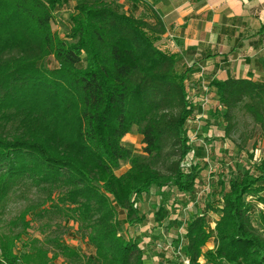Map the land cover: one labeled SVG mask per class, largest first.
Returning <instances> with one entry per match:
<instances>
[{
  "label": "trees",
  "instance_id": "16d2710c",
  "mask_svg": "<svg viewBox=\"0 0 264 264\" xmlns=\"http://www.w3.org/2000/svg\"><path fill=\"white\" fill-rule=\"evenodd\" d=\"M165 32L146 0H0V264H264V157L209 167L240 113L264 128V78L193 86ZM206 94L209 146L190 137Z\"/></svg>",
  "mask_w": 264,
  "mask_h": 264
},
{
  "label": "crops",
  "instance_id": "0c3cea01",
  "mask_svg": "<svg viewBox=\"0 0 264 264\" xmlns=\"http://www.w3.org/2000/svg\"><path fill=\"white\" fill-rule=\"evenodd\" d=\"M146 1L164 21L163 39L181 59L180 68H191L193 86L264 78V0Z\"/></svg>",
  "mask_w": 264,
  "mask_h": 264
},
{
  "label": "rangeland",
  "instance_id": "374dc122",
  "mask_svg": "<svg viewBox=\"0 0 264 264\" xmlns=\"http://www.w3.org/2000/svg\"><path fill=\"white\" fill-rule=\"evenodd\" d=\"M76 1L77 0H71V6H73ZM69 10H65L62 13H60V15L57 18V21L55 22L53 26L54 30L62 33L64 30L67 29V26L65 23L68 18ZM238 121H239L238 130L235 133V135H233L232 139L225 140L224 142H219V141L215 142V147L217 148L218 155H215L214 160L209 161V164H210L209 167L213 166L214 170H218L217 171L218 173H219V170H221L220 168L222 167L221 166L223 162L222 154L225 150H226L225 151L226 153L233 152L235 154V157H234L235 160L239 162V160L241 159L243 161V164H245V166L247 167L250 166L251 162L252 163L260 162L262 158L264 157V128L256 125L248 116L242 113H240ZM192 127H194V125ZM199 133H201L202 136H198L199 138L197 139L196 142L209 146L211 144H208V142H206V138L210 137L214 139L215 134L217 136H220L222 134V131L219 128L204 129L203 125H201V130ZM193 134L194 132L193 130H191L190 136H192ZM123 140H124V143L128 147H131L137 153H142V136L138 133L136 128H134L129 134H127ZM238 144L243 146V152L239 151V149L236 148ZM213 149L215 148L213 147ZM129 168H130L129 163L127 161H123L121 163L120 168L117 170V174L121 175L125 173ZM207 172L208 170L206 169L204 170L203 174H206ZM158 191H164V189L154 188L151 190L149 194L140 195L136 199V206H138L139 204V206L143 209V211L147 212L149 215V218L146 222V224L148 225L142 224L141 226H137L131 229L130 235L133 236V238L137 240L141 244V246H146L145 245L146 242L144 241L145 235L146 233H148L147 230H148L149 224L152 225L155 221L154 214H153L155 209L153 210L151 209V207L152 206L155 207V205H153L155 201L159 202V199H160L159 195L153 196V194H156ZM162 196H165V194H163ZM168 196H172V197L175 196L177 198L178 195L177 196L176 194L173 195V192H170ZM249 199H251V197ZM154 204H157V202H155ZM260 207L264 210L263 204H260ZM12 208L13 209L11 212V216L17 214L21 210L22 205L15 203L13 204ZM8 216H10V214ZM139 233H141V235ZM161 238L162 240H164L165 236L162 234ZM72 243L76 245L77 241H73ZM211 246L212 245L208 244L207 248H211ZM155 256L158 257L157 254L154 255V257ZM154 263L158 264L159 261H155ZM201 263L204 264L205 261L201 260Z\"/></svg>",
  "mask_w": 264,
  "mask_h": 264
},
{
  "label": "built area",
  "instance_id": "2783aa9c",
  "mask_svg": "<svg viewBox=\"0 0 264 264\" xmlns=\"http://www.w3.org/2000/svg\"><path fill=\"white\" fill-rule=\"evenodd\" d=\"M204 89H205V91H208V87L204 86ZM200 103L202 106V112L197 115V117L193 123L194 127L192 130H193L194 134L192 136H190L192 142H194L198 139V134L201 130L202 119L207 118V109H208V105H209V98H208L207 94L200 98ZM193 156H194V152L191 154V158H193ZM188 210H189V208H186L184 211L187 212ZM165 248L167 251H169L170 249L172 250L173 247L170 243H168L165 246ZM177 252L181 253V246L178 248ZM154 261H159V257L155 256ZM182 264H189V261L187 259L183 258Z\"/></svg>",
  "mask_w": 264,
  "mask_h": 264
}]
</instances>
